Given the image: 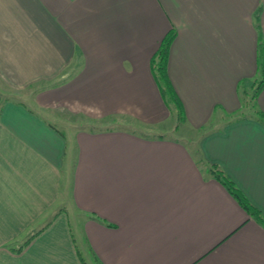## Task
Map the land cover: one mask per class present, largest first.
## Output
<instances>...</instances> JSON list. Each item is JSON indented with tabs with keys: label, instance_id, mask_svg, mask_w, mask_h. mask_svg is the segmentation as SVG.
Instances as JSON below:
<instances>
[{
	"label": "crops",
	"instance_id": "0c3cea01",
	"mask_svg": "<svg viewBox=\"0 0 264 264\" xmlns=\"http://www.w3.org/2000/svg\"><path fill=\"white\" fill-rule=\"evenodd\" d=\"M170 28L168 75L197 127L258 77L264 0H0V264H86L68 208L97 264H264V226L207 172L264 215L253 112L191 141L76 125L67 139L50 119L166 122L149 59ZM40 83L39 108L17 96Z\"/></svg>",
	"mask_w": 264,
	"mask_h": 264
},
{
	"label": "rangeland",
	"instance_id": "374dc122",
	"mask_svg": "<svg viewBox=\"0 0 264 264\" xmlns=\"http://www.w3.org/2000/svg\"><path fill=\"white\" fill-rule=\"evenodd\" d=\"M259 78V77H257ZM49 86L48 83H40V84H35L32 85L28 88H26L22 93L17 92V96L19 98L23 99L28 103L32 108H39L38 106L35 107L34 105V98L36 93L46 87ZM242 89L244 87L241 86ZM245 89L247 90L248 93H251L252 88H250V85L247 84ZM7 92V91H6ZM238 96V101L237 104L234 106L232 102L226 101L223 104L220 105H215L212 108V114L208 118L207 121H205L203 124L197 126V127H192L190 125V120L187 117L185 122H178L176 119V115L174 112L171 113L170 117L166 122H163L161 124H156V126L152 125H143L139 122H135L133 119H130L128 117H107L104 119H91V118H86L83 117L82 115H66L62 118L58 117L57 114H51L50 113V119L54 120V123L56 126L62 130L63 133L66 134L67 139L72 138L71 133L72 130L74 129V126L76 125L77 127L80 128H85V126H100V127H106V128H114V127H129L132 128L136 131V133H140L142 135L146 136H158L160 137L161 135L166 136V137H171V138H185V140L191 141V140H196L198 137H200L202 134L222 126L224 123L237 119L239 117H244L247 116L248 114H251L253 112V109L247 105L246 102L248 100V96L241 95L239 92L237 94ZM13 98V97H12ZM197 119V118H196ZM69 120V121H68ZM88 128V127H87ZM68 154H72V149L68 148ZM66 176V175H65ZM69 196L67 193H63L62 198H61V205L62 207L66 205H70L68 202ZM72 207V206H71ZM68 212L70 214V220L71 225H72V233L74 235L77 248L86 262V264H97L94 259H91L92 256L88 254L85 251V246L83 243V237L80 233V229L78 227L74 226V222L76 223L79 219V217L73 213V211L68 208Z\"/></svg>",
	"mask_w": 264,
	"mask_h": 264
},
{
	"label": "trees",
	"instance_id": "16d2710c",
	"mask_svg": "<svg viewBox=\"0 0 264 264\" xmlns=\"http://www.w3.org/2000/svg\"><path fill=\"white\" fill-rule=\"evenodd\" d=\"M175 37L176 30L174 28H170L165 32L156 50L149 59V67L166 108L170 113H175L178 122L183 123L186 121L184 105L169 78L167 70L169 50ZM257 72L259 78H254L252 80L242 79L238 82L237 88L241 95L249 97L246 105L249 104L247 106L253 109L256 120L264 125V111L258 109L256 105V97L259 92L264 89V46H262V44L258 47ZM247 84L252 88L251 93H248L245 89ZM241 86L244 87V89H242ZM90 128L94 127L91 126ZM207 172L226 189L248 216L264 226V215H262L260 210L250 202L244 192L232 181V179L214 164L208 168Z\"/></svg>",
	"mask_w": 264,
	"mask_h": 264
}]
</instances>
